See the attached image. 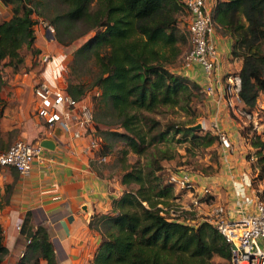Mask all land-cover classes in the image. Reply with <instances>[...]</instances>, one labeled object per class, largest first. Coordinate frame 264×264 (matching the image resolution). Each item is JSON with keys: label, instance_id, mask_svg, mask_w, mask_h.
<instances>
[{"label": "trees", "instance_id": "16d2710c", "mask_svg": "<svg viewBox=\"0 0 264 264\" xmlns=\"http://www.w3.org/2000/svg\"><path fill=\"white\" fill-rule=\"evenodd\" d=\"M1 1L12 5V14L0 20V60L6 59L8 65L18 68L24 62L21 49L31 48L34 43L32 0ZM59 1L67 7L52 18L53 37L60 44H68L96 29L72 50L70 62L75 72L93 58L97 74L89 84L73 81L69 76L66 83L67 91L75 99L82 98L92 86L99 89L93 128L87 133L97 129L105 139L116 136L132 152L143 153L156 137L150 135L152 127L143 119L142 112L151 111L160 103L176 105L181 99L185 102L182 107L189 108L192 91L195 93L186 77L166 66L180 52L176 44L180 37L176 14H186L183 0ZM212 16L217 29L233 39L231 53L243 56L242 66L236 71L241 79L239 97L244 108L253 109L264 91V53L259 51V41L264 38V0H216ZM104 109L116 117L117 127L122 130L108 125L109 120L104 122ZM176 130L189 135L191 143L199 147L211 145L218 137L209 130L199 133L186 124ZM105 145L106 142L101 144L95 154L109 153L104 150ZM253 145L264 148L259 138ZM124 148L119 178L126 189L113 198L110 211L94 213L89 222L101 233L91 262L211 264L214 255L229 260L230 243L212 222L203 219L193 223L168 214L166 200L175 197L169 175L165 180L155 173L158 167L145 171L141 165L126 164L128 149ZM132 183L137 186L128 187ZM21 233L30 241L23 255L10 264H38L40 257L45 264H58L45 226L34 227L26 215ZM7 251L0 224V262Z\"/></svg>", "mask_w": 264, "mask_h": 264}, {"label": "rangeland", "instance_id": "374dc122", "mask_svg": "<svg viewBox=\"0 0 264 264\" xmlns=\"http://www.w3.org/2000/svg\"><path fill=\"white\" fill-rule=\"evenodd\" d=\"M215 3L216 0H209V5L214 6ZM31 5L34 8L35 38L31 48L23 47L21 49L24 62L18 68H13L6 63V59L0 60V152L4 151L14 140L20 138L41 142L44 141L43 143L45 145H52L54 148L53 141L48 139L42 140L43 137H53L51 133L52 130H50L52 127L47 125L44 117L40 116L36 110L40 104V98L35 92V85L39 81H42L44 77L45 81L53 88L58 87L65 93L70 94L66 89L68 76L71 77L73 81L89 84L98 72V67L93 58L88 59L83 66H79L80 68L76 69L75 72L70 62L72 59V50L83 43L96 29L94 31L91 30V32L89 31L87 35L85 34L77 37L68 44H60L54 37L50 39L49 36H46V29L47 25H52L54 29L52 36L54 35L55 26L52 22V18L56 13L66 10V5L59 0H32ZM11 14L12 5L3 4L0 0V20L9 18ZM176 15V31L178 36L180 35L176 44L180 52L173 60L166 63V66L174 73L186 77L187 81H189V86L194 89L195 93L192 91L190 100L191 107H182L185 102L181 99L176 105L160 103L151 111L142 112L143 119L152 127L150 135H154L156 139H154L141 154H136L129 150L123 141L116 136H109L106 139L102 135L99 137L96 133V129V135H91V138L98 140L99 148L101 144L106 142L104 150H109V154L111 153L109 157L106 155V162L102 161L105 162V169L108 173H114L116 176H120L122 171L120 157L123 149H125L124 147H126L128 149L126 164L141 165L144 167L145 171L158 167L159 169L156 170L155 173L165 177V180L171 172L183 170L190 174L195 187H197L201 181V183L204 184V181L208 179L205 178V176L213 175L219 170L221 161L225 159L224 155L229 154L228 157L230 159L232 158L237 162L241 161V164H245L248 169L250 175V197L253 199L256 196L264 201V148L260 149L253 145V142L257 138L264 142V111L259 114L262 124L258 129H255L248 122L244 124L243 119L234 112L227 104V101L222 102V100H217L215 94H213L214 96H210V94H207L203 90V86L209 83L212 77H208L204 70L201 69L202 67L197 64L198 70L204 72L205 79L195 78V76L192 77V73H195L194 70H197V68L192 67L191 64H193V62L190 66H185V55L191 47V41L187 32L188 15L185 16L183 12H177ZM214 27L213 41L216 42L217 40L215 38H218V35L223 33L219 28L217 29L215 23ZM181 36L185 37L180 39ZM230 39L233 42L231 37ZM214 46L216 47L215 43ZM216 49L219 56L217 77L221 78V82H218L220 85V83L225 84L226 74L234 73L241 68L243 56H234L231 53V49L230 53L225 56L219 48L216 47ZM259 51L264 53V38L259 41ZM222 57L228 62V68L224 69V71L220 63ZM187 71L190 72V75ZM192 83H195L197 86L194 87ZM98 91L99 89L96 86H92L90 90L79 99L86 101L89 110V114L87 115H91V117H93V111L95 110L94 102H96ZM259 97H261V93ZM92 98H94V101H92ZM241 103L243 105V102H240V104L236 105V108H238L239 105L241 106ZM96 109H98V105ZM106 112L107 111L104 109V122L106 123V120H109L110 123L107 122V124L116 128L118 126L116 117L108 115ZM108 112L109 114L111 113L109 110ZM77 114L78 113L75 112V116ZM98 114H100L99 111ZM100 118L102 119V117ZM59 122L54 123V126L62 129L63 126H59ZM74 123H76L75 119L74 122H72V120L71 122L69 121V127L75 128L78 126ZM184 124L191 128H193V125H201L200 128H196L199 133L209 130L217 134L218 137L211 145L199 147L191 143L189 135H185L182 130H176L177 126H182ZM85 125L87 124H84V126ZM100 127L105 128L106 125H101ZM218 128L221 130H218ZM226 128L236 131L238 141L234 142L236 141V139H234L232 142L231 139H229L230 145L228 147L226 146L228 151H223L222 146L224 145L221 141V134L223 133V135H226ZM116 129L122 130L119 127ZM66 130L69 129L66 128ZM66 132L67 131L64 133L66 134ZM159 133L163 135L161 136ZM66 135L70 138L72 133L68 132ZM42 146L46 151L50 149L44 145ZM46 151H43V153L46 154ZM84 151H87V148H84ZM46 156L48 155L46 154ZM98 161L100 162V160ZM5 167L9 168L11 172L17 171L13 167ZM136 186V184L132 183L128 187ZM204 186H206L211 193L209 184H204L201 188ZM175 187L178 186H174V193ZM124 188L126 189V186H124ZM5 193L3 196H6ZM176 196L177 194L175 193V197L173 196L166 200L168 204L165 206L170 207V205L173 204L181 205L175 200ZM194 196L195 192H193L191 198ZM188 203H191L189 205L190 209L199 211L198 203L192 205V200L183 202L184 205ZM168 214L170 213L168 212ZM21 224L17 225V229L20 230V232ZM28 239L29 238L25 237V242ZM27 244L28 243H26V247ZM41 259L44 260L45 263V259L40 257L38 264H40ZM211 261V264H229V260L217 255H214ZM10 263L13 262L11 259H8L7 251L0 264ZM89 264L93 263L90 262Z\"/></svg>", "mask_w": 264, "mask_h": 264}, {"label": "crops", "instance_id": "0c3cea01", "mask_svg": "<svg viewBox=\"0 0 264 264\" xmlns=\"http://www.w3.org/2000/svg\"><path fill=\"white\" fill-rule=\"evenodd\" d=\"M215 39L217 41L213 42L216 47L225 56L228 55L232 45L230 37L221 34ZM221 59L224 71L228 68V62L224 57ZM194 62L191 64L193 68H197L196 64L201 67L198 62ZM197 70L191 76L205 79L204 72ZM216 86L217 92H221L222 84L217 82ZM50 130L53 137L42 138L54 143V148L52 146L46 151V161L34 162L32 170L26 175L18 171L11 172L5 166L0 167V224L3 241L8 248V259L17 261L26 251L25 236L17 229V225L28 215L34 227L41 224L47 228L58 264H89L101 241L100 231L91 227L89 222L94 213L110 211L113 198L121 194L124 186L116 174L106 171L104 164L107 160L99 162L95 152L84 151V144L91 135L97 133L101 136L98 130L96 133L95 130L87 133L80 141L69 138L58 127ZM226 130L228 139L232 142L236 139L234 142H237L236 131ZM223 147V151H228ZM110 154L107 153V156ZM226 155L219 170L205 176L208 179L204 184H209L211 193L207 200L198 202L199 211L190 209L191 203L184 205L183 202L202 196V181L193 191L196 195L192 198L193 192L175 187V200L182 207L179 211L181 218L201 221L218 203L225 205L228 217H238L243 209L250 210L252 205L247 201V198H251L248 169L241 161L237 162L230 159L229 154ZM3 192H6V196H3ZM40 264H45L44 260L41 259Z\"/></svg>", "mask_w": 264, "mask_h": 264}, {"label": "built area", "instance_id": "2783aa9c", "mask_svg": "<svg viewBox=\"0 0 264 264\" xmlns=\"http://www.w3.org/2000/svg\"><path fill=\"white\" fill-rule=\"evenodd\" d=\"M183 3L187 11L184 15H188L187 31L191 41V47L185 55V66H190L192 62L197 61L207 76L212 77L209 83L203 86V90L207 94H215L217 100L225 99L234 112L243 119L244 124L248 122L258 129L262 124L259 114L264 111V91L261 92V97H257L253 109H246L243 105L236 108V105L242 102L239 97L241 79L239 74L234 72L225 75V84L221 83L222 91L217 92L216 83L221 82V78L217 77L219 56L212 40L215 28L212 16L213 6L209 5V0H183ZM53 31L52 25H47L46 36L53 39ZM35 86V92L40 98V104L36 110L50 127H55L54 123L60 120L59 126L65 128L62 127L63 131H67L66 134L71 132V138L79 139V141L86 135L89 128H93L94 120L91 115H87L89 110L85 100L75 99L58 87L53 88L45 81V78ZM75 112L78 113L76 116ZM74 119L76 122L74 124L78 126L70 128L68 122L71 120L74 122ZM84 124L87 125L84 126ZM221 141L224 147L230 145L228 137L223 133ZM84 148L95 152L99 149L98 140L90 138L84 144ZM43 151L46 150L40 141L16 139L7 149L0 152V167H13L22 175L28 174L34 162L42 163L48 159ZM106 155H97L98 160L106 161ZM168 181L173 186L177 185L180 189L190 192L196 189L190 174L183 170L171 172ZM201 191L202 196H196L192 200L193 204L208 199L210 195L208 188L204 186ZM247 201L252 205L250 210H241L238 217H228L225 205L218 203L204 218L212 222L230 243L229 264H264V201L256 196L253 199L247 198ZM181 209L180 205L173 204L168 207V212L172 216L179 215ZM29 241L28 239L26 243Z\"/></svg>", "mask_w": 264, "mask_h": 264}, {"label": "water", "instance_id": "95a60500", "mask_svg": "<svg viewBox=\"0 0 264 264\" xmlns=\"http://www.w3.org/2000/svg\"><path fill=\"white\" fill-rule=\"evenodd\" d=\"M200 126H201V125H193V128H198V127L200 128ZM40 142H41V141H40ZM43 142H44V141L41 142L42 145H44V146H46V147H48V148H51V147H52V145H45Z\"/></svg>", "mask_w": 264, "mask_h": 264}, {"label": "clouds", "instance_id": "9594fccd", "mask_svg": "<svg viewBox=\"0 0 264 264\" xmlns=\"http://www.w3.org/2000/svg\"><path fill=\"white\" fill-rule=\"evenodd\" d=\"M29 243V242H28Z\"/></svg>", "mask_w": 264, "mask_h": 264}]
</instances>
